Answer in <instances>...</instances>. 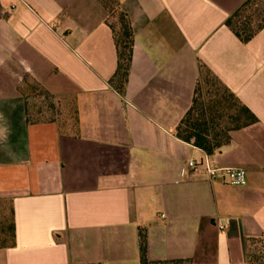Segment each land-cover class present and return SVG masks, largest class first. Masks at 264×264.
<instances>
[{
	"label": "crops",
	"instance_id": "1",
	"mask_svg": "<svg viewBox=\"0 0 264 264\" xmlns=\"http://www.w3.org/2000/svg\"><path fill=\"white\" fill-rule=\"evenodd\" d=\"M246 1L118 0L134 36L120 95L97 0H0V264H140L141 234L149 262L245 264L264 238V28L243 44L225 21ZM200 66L256 119L212 155L176 137Z\"/></svg>",
	"mask_w": 264,
	"mask_h": 264
},
{
	"label": "trees",
	"instance_id": "2",
	"mask_svg": "<svg viewBox=\"0 0 264 264\" xmlns=\"http://www.w3.org/2000/svg\"><path fill=\"white\" fill-rule=\"evenodd\" d=\"M107 13L106 25L111 31L117 54V66L114 75L109 80V85L120 95L124 94L128 81L129 69L133 53L134 36L130 20L122 10L118 0H97ZM254 0H247L226 21L225 25L243 43L249 42L259 31L264 28V12L255 9L254 16H243L242 14L250 8ZM7 15L0 7V20L6 19ZM257 19V20H254ZM200 79L197 89L183 119L176 128V137L186 143H192L207 155H212L229 142V134L235 130L242 129L256 122L251 112L243 106L209 70L200 66ZM210 78L217 84L222 93L209 92V98L203 103L201 98L200 83L204 78ZM204 81V80H203ZM26 101V99H25ZM27 121H39L40 111L30 114L27 108ZM219 122L227 126L219 128ZM140 240V264H160L162 262H149L146 259V240L143 234ZM257 240V239H255ZM254 240H251V242ZM14 245V229L11 220L7 221L5 237L0 247ZM174 264H192L191 260L164 261Z\"/></svg>",
	"mask_w": 264,
	"mask_h": 264
},
{
	"label": "rangeland",
	"instance_id": "3",
	"mask_svg": "<svg viewBox=\"0 0 264 264\" xmlns=\"http://www.w3.org/2000/svg\"><path fill=\"white\" fill-rule=\"evenodd\" d=\"M254 4L246 10L242 15L243 16H254L255 15V9L258 8H264V0H254ZM262 12H264V9H262ZM257 20V19H254ZM204 80V81H203ZM202 82L200 83V89H201V100L203 103H206L207 98H209V92L215 93V91H219V94L222 93V90L220 87L214 83L210 78H204ZM209 96V97H208ZM38 101H43L41 99V96L37 98ZM43 115H41L42 117ZM219 128H224L227 125L222 122H219ZM160 264H174L169 262H162ZM245 264H264V238H259L257 240H254L250 242L247 253H246V262Z\"/></svg>",
	"mask_w": 264,
	"mask_h": 264
},
{
	"label": "built area",
	"instance_id": "4",
	"mask_svg": "<svg viewBox=\"0 0 264 264\" xmlns=\"http://www.w3.org/2000/svg\"><path fill=\"white\" fill-rule=\"evenodd\" d=\"M187 166L193 169L196 167V164L193 161H189ZM201 166L204 168L209 178H214L218 174H221L229 186L243 187L246 184L245 170L242 168H220L207 160L202 162ZM219 229L222 230L223 227L220 226Z\"/></svg>",
	"mask_w": 264,
	"mask_h": 264
}]
</instances>
